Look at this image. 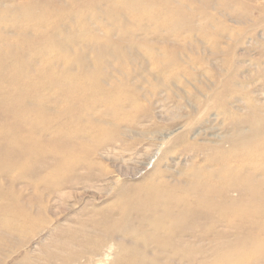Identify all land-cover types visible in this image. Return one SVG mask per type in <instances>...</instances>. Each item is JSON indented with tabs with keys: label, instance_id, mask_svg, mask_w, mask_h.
Listing matches in <instances>:
<instances>
[{
	"label": "rangeland",
	"instance_id": "374dc122",
	"mask_svg": "<svg viewBox=\"0 0 264 264\" xmlns=\"http://www.w3.org/2000/svg\"><path fill=\"white\" fill-rule=\"evenodd\" d=\"M170 259L264 264V0H0V264Z\"/></svg>",
	"mask_w": 264,
	"mask_h": 264
},
{
	"label": "bare ground",
	"instance_id": "6f19581e",
	"mask_svg": "<svg viewBox=\"0 0 264 264\" xmlns=\"http://www.w3.org/2000/svg\"><path fill=\"white\" fill-rule=\"evenodd\" d=\"M16 83V82H15ZM249 185V184H248ZM214 186V185H213ZM213 186H211V187H213ZM247 187V186H246ZM200 189H201V192L202 193H209L208 191L210 190V186L208 185H205V186H200L199 187ZM248 189H250V187H247V190ZM242 190H245V189H242ZM194 206L195 207H199V206H201V207H205V205L207 204V200L205 199V200H200V199H195L194 200ZM256 203H257V201H256ZM176 204V203H175ZM157 208V207H156ZM159 208H157V210H158ZM151 210V209H150ZM168 210V209H167ZM166 210V211H167ZM179 210V209H178ZM177 210V212H179ZM152 212V211H151ZM175 215V214H174ZM182 217H183V215H181V213H179L178 215H175V216H172V215H170L168 212H165L164 213V216H163V214H161L160 215V212H153V213H150V215H149V218L147 219L149 222H151V227H152V229H153V236H152V242L153 243H155L156 244V246L157 247H159V251L160 250H162L161 248H164L165 246H166V240L165 239H163L164 238V236H165V234L166 233H169L170 231V225H168V226H166V225H163L162 223L166 220L167 222H168V220L169 219H171V218H174L175 220H176V222H177V224H179L180 223V221L182 220ZM174 221V220H173ZM175 223V222H174ZM172 224V223H171ZM176 223L174 224V225H177ZM184 227V226H183ZM160 234H163V236L161 237L160 236ZM250 236V237H252V239H250L249 240V244H251V243H255V244H259V243H261L262 242V240L263 239H261V237L260 236H255L254 234H250V233H248L246 236H245V239H246V237L247 236ZM178 242V241H177ZM246 242V241H245ZM236 245H231V244H228V245H224V248H228L229 250H237L238 249V245L237 244H239V242H237V243H235ZM173 245L175 246V247H178L179 248V244H176V243H174L173 242ZM148 246H149V244H148ZM167 248H169V247H167ZM111 249H112V246L109 244V245H107L106 247H105V250L103 251V253H102V258L103 259H106V258H108L109 257V255H110V251H111ZM227 249V250H228ZM131 250H133V249H131ZM170 251V250H169ZM227 252V251H226ZM179 253H181V252H179ZM232 253H234V252H232ZM182 255H183V253H182ZM184 256V255H183ZM233 256V255H232ZM242 257V259H243V257H246V256H241ZM171 259H173L174 260V257H172ZM171 259L169 260V261H167V262H165V264H174V261H173V263H170V261H171ZM141 260V259H140ZM142 261V260H141ZM153 261V262H152ZM235 263V262H234ZM151 264H159L156 260H151ZM176 264V263H175ZM178 264V263H177Z\"/></svg>",
	"mask_w": 264,
	"mask_h": 264
}]
</instances>
